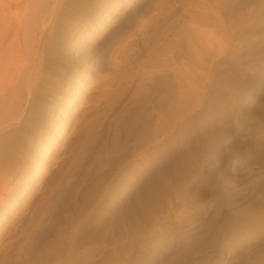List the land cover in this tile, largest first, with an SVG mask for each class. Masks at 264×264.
Returning <instances> with one entry per match:
<instances>
[{
    "label": "rangeland",
    "instance_id": "obj_1",
    "mask_svg": "<svg viewBox=\"0 0 264 264\" xmlns=\"http://www.w3.org/2000/svg\"><path fill=\"white\" fill-rule=\"evenodd\" d=\"M39 52L0 264H264V0H63Z\"/></svg>",
    "mask_w": 264,
    "mask_h": 264
},
{
    "label": "bare ground",
    "instance_id": "obj_2",
    "mask_svg": "<svg viewBox=\"0 0 264 264\" xmlns=\"http://www.w3.org/2000/svg\"><path fill=\"white\" fill-rule=\"evenodd\" d=\"M50 1L53 2L51 6ZM62 1L0 0L1 129L6 130L7 126H11L10 119L20 110L26 95L29 96L34 90L33 76L39 72L42 63L39 50L51 34L56 10ZM25 51H28L26 55L33 61L29 66L25 62H28V58L25 60L23 55ZM96 58H90L89 62ZM33 66H36L35 69H32Z\"/></svg>",
    "mask_w": 264,
    "mask_h": 264
}]
</instances>
